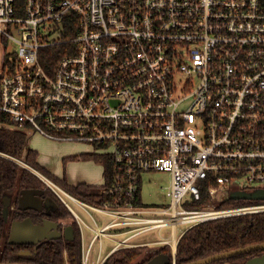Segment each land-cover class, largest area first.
Instances as JSON below:
<instances>
[{
	"label": "built area",
	"instance_id": "1",
	"mask_svg": "<svg viewBox=\"0 0 264 264\" xmlns=\"http://www.w3.org/2000/svg\"><path fill=\"white\" fill-rule=\"evenodd\" d=\"M0 39L14 46L1 57L0 114L52 142L89 143L111 163L98 204L2 155L71 214L82 264L95 245L94 264L105 262L104 239L113 253L150 232L180 238L205 221L264 213L257 200L217 207L264 190V0H0ZM155 172L170 176L162 207L141 200L142 175ZM159 243L176 264L175 242Z\"/></svg>",
	"mask_w": 264,
	"mask_h": 264
},
{
	"label": "trees",
	"instance_id": "2",
	"mask_svg": "<svg viewBox=\"0 0 264 264\" xmlns=\"http://www.w3.org/2000/svg\"><path fill=\"white\" fill-rule=\"evenodd\" d=\"M55 50L50 49L48 52ZM28 135L25 129L17 128L10 119L0 114V241L4 232L9 228L3 221L2 199L7 194L18 196L21 189H37L43 187V183L36 178L29 170L10 161L2 155H7L17 161H22L30 168L42 173L64 188L68 193L86 201L100 204L105 197L101 192V187L94 185L78 184L75 186L66 185L65 180H59L52 177L44 170L37 161L38 152L31 150L28 145ZM93 160L104 166V175L106 179L111 178L112 167L107 160L95 157L91 154L86 156H73L69 160ZM44 188V187H43ZM46 190V189H45ZM46 192H48L46 190ZM205 198V197H204ZM203 202V201H202ZM196 204V208L202 207L203 203ZM58 208L54 214V220L68 218L70 214L64 209L58 201ZM246 200L232 201L227 199L217 206L237 207V205L248 204ZM19 218L27 217V212L16 213ZM175 251L176 264H189L198 260L222 254L223 252L235 251L238 248L252 246L255 244H264V213L254 215H241L232 218H221V220L205 221L190 228L184 235L178 239ZM145 247L122 248L106 257L103 264H132L139 260L137 264H146L158 253H165L171 258V249L165 246L156 251L155 254L148 257H142ZM64 251L67 254L68 264L81 263V243L79 242L78 231L75 228L74 239L72 242L44 241L39 246L33 245H10L3 241L0 245V263L7 264H65L63 260ZM23 252H29L30 255H21ZM264 251L255 250V252L242 253L239 256L217 261L211 264H244L246 261L262 256Z\"/></svg>",
	"mask_w": 264,
	"mask_h": 264
},
{
	"label": "rangeland",
	"instance_id": "3",
	"mask_svg": "<svg viewBox=\"0 0 264 264\" xmlns=\"http://www.w3.org/2000/svg\"><path fill=\"white\" fill-rule=\"evenodd\" d=\"M6 47L7 53H11L14 51V46L11 43L3 44L0 39V62L3 54V48ZM1 66V63H0ZM25 131L28 135L27 145L29 148L38 151L40 155L41 161L46 168L49 170H53V177L58 178L59 180H65L66 185H75L78 183L91 184L94 186L102 187L105 182V178L103 176V167L101 164L96 163L93 160H82L79 159L77 161L69 160L71 154L77 155L79 157L86 156L87 154H96L97 151L93 148V146L89 143H80V142H55L49 141L42 137L38 132H35L33 129L25 128ZM23 167V166H22ZM42 174V173H41ZM170 184V176L168 174L163 173H153V174H143L142 182L140 185L141 191V200L142 203L149 207H162L167 205L168 198L166 197L167 189ZM258 187H264V184H258ZM44 187V186H43ZM70 207L76 212V214L82 219L86 226L92 225V220L84 211L80 210L71 202ZM93 219L100 224H104L106 222V218L102 217L98 213L91 212ZM7 222L6 224H8ZM7 226V225H6ZM185 230V227L178 226L177 233L179 234L181 231ZM170 228L162 229V236H169ZM89 231L86 228H83L84 236ZM6 232H4L3 237ZM158 232H150L145 234L144 238H151L159 240ZM4 239L2 238L0 241V245L3 244ZM138 241V240H137ZM86 242V241H85ZM103 243L104 250L102 251L101 258L105 255V248L109 245L107 241H101ZM87 244V243H86ZM85 244V247L87 246ZM161 247L155 246H147L144 249L142 257H148L149 255L155 254ZM94 250V251H93ZM95 254L98 251V245H95L92 249ZM137 260L135 263H139Z\"/></svg>",
	"mask_w": 264,
	"mask_h": 264
},
{
	"label": "water",
	"instance_id": "4",
	"mask_svg": "<svg viewBox=\"0 0 264 264\" xmlns=\"http://www.w3.org/2000/svg\"><path fill=\"white\" fill-rule=\"evenodd\" d=\"M16 200V210L19 212L36 211L40 212L45 209L48 214L55 212L56 205L54 202L46 199L43 190L22 189L18 193ZM230 199L232 201L246 200V201H264V190L257 189L253 192L237 191L231 193ZM11 196L5 195L2 199V216L6 224L8 222L9 211L11 210ZM9 234L7 243L10 245H33L39 246V243L44 241H56L62 237L67 242H72L74 239L73 227H67L62 234L58 230V223H53L48 220L42 221L39 225H34L30 218L22 219V221H12L9 226ZM255 250L264 251V244H255L252 246L238 248L235 251L223 252L222 254L214 255L204 260L189 262V264H211L217 261L233 258L242 253L255 252ZM21 255H30L29 252H23ZM3 264V263H0ZM11 264V263H7ZM146 264H171L170 256L164 253H158L154 258L149 260ZM228 264V263H223ZM244 264H264V253L262 256H256L253 259L246 261Z\"/></svg>",
	"mask_w": 264,
	"mask_h": 264
},
{
	"label": "crops",
	"instance_id": "5",
	"mask_svg": "<svg viewBox=\"0 0 264 264\" xmlns=\"http://www.w3.org/2000/svg\"><path fill=\"white\" fill-rule=\"evenodd\" d=\"M29 139V138H28ZM28 142V141H27ZM31 149V148H30ZM31 150H33V151H35L34 149H31ZM35 152H38V151H35ZM73 156H77V155H73V154H71V157H73ZM77 160H79V159H77ZM77 160H71V161H77ZM37 161H38V163L40 164V166L44 169V170H46L52 177L54 176L53 175V170H49L48 168H46L45 166H44V164L42 163L43 161H41V159H40V155L38 154V156H37ZM103 167V175H104V166H102ZM40 173V172H39ZM104 178H105V176H104ZM78 184H85V183H78ZM78 184H75V185H78ZM88 184V183H87ZM86 184V185H87ZM75 185H71V186H75ZM88 185H91V184H88ZM44 186V185H43ZM69 186V185H68ZM70 186V187H71ZM102 188V187H101ZM44 190H45V187H44ZM47 190V189H46ZM48 191V190H47ZM48 193H50L49 191H48ZM51 194V193H50ZM53 196V195H52ZM54 197V199H56L57 200V202H58V199L55 197V196H53ZM18 198V197H17ZM17 198H16V200H17ZM16 200H15V202H14V204H12L11 206H12V208H13V210H15V211H17L16 210ZM11 208V209H12ZM65 209V208H64ZM68 211V210H67ZM70 214V213H69ZM106 222H107V220H106ZM105 222V223H106ZM62 223H64V220H62ZM104 223V224H105ZM65 226L66 227H73V229H74V232H75V228L77 229V231H78V236H79V242L81 243V253H82V242L80 241V235H79V228H78V226H76V224L75 223H73V221H72V216H71V214H70V217H68V218H66V220H65ZM104 224H100V223H98V225H100V227H102V226H104ZM63 227V228H66V227ZM114 233H117V231L116 230H114L113 231ZM62 234L64 233V231L63 232H61ZM148 234V233H147ZM145 234H143V235H139V237H136V238H133L131 241H130V243L131 244H134V245H137L136 247H132V248H139V247H147V246H155V245H157V246H159V247H161L160 249H162V248H164L165 246H167V245H162V244H160L159 242H161V241H163V240H170L171 241V243L172 242H175V245L177 246V243H178V237H175V238H170V237H168V236H164V239L163 238H161V237H159V236H157L158 238H159V240H157V239H151V238H144L143 236H144ZM159 235V234H158ZM162 236V235H161ZM91 237V234H90V232H89V235H88V233L84 236V239H85V241H86V245H88L89 244V238ZM124 237H126L125 235H123L122 237H119V238H117L116 240L117 241H121L122 240V238H124ZM60 240H62L63 242H67L66 240H64V238L62 237ZM138 240V241H137ZM104 241H107V242H109L108 244L109 245H107L106 246V248H105V255L103 256V258L102 259H105L106 260V257L108 256V255H110L111 254V249H112V247L114 246V243L113 242H111L110 240H108V239H104ZM140 244V245H139ZM139 245V246H138ZM124 248H126V247H124ZM93 249V248H92ZM104 250V247L102 246V251ZM121 250V249H120ZM94 251V250H93ZM93 251H91L92 253H93ZM98 252H99V250L95 253V254H90V259H91V263L90 264H94L95 262H96V257H97V255H98ZM101 254H102V252H101ZM165 254V253H164ZM63 260H64V262H65V264H68L67 262H68V259H67V254H66V252L64 251V253H63ZM81 263H82V260H81ZM135 263V262H134Z\"/></svg>",
	"mask_w": 264,
	"mask_h": 264
},
{
	"label": "flooded vegetation",
	"instance_id": "6",
	"mask_svg": "<svg viewBox=\"0 0 264 264\" xmlns=\"http://www.w3.org/2000/svg\"><path fill=\"white\" fill-rule=\"evenodd\" d=\"M38 189L39 190L40 189L43 190L44 197L46 199H49L50 201L54 202V205H56V209H57L58 208L57 200L54 199V197L52 196V194L46 192V190H44L43 187H38L37 189H31V190H38ZM7 195L11 196L12 204H14L16 198L19 196V195L16 196V195H13V194L12 195L11 194H7ZM11 208H12V206H11ZM56 209H55V211H56ZM26 212L28 213V216L27 217H23L22 219L30 218L32 220V222H33L34 225H39V224L42 223V221L48 220V221L53 222V223H58V230L61 231V232H63L67 228L65 226L66 225L65 224L66 218H60V219H55L54 220V214H55V212H51V213L48 214L49 211L48 210H45V209L41 210L40 212L39 211L38 212L31 211V210L30 211H26ZM16 213H20L21 214L22 212L15 211V210H13V208L9 211V216H8V222L9 223L7 224L8 228H9L10 223L12 221H22V219H20L19 218V215H17ZM62 220H64V223L63 224H65L64 226L66 228H63L64 226L62 225ZM9 230H10V228H9ZM8 234H9V231L5 234L4 237L2 236L1 239L3 238L4 241L7 240Z\"/></svg>",
	"mask_w": 264,
	"mask_h": 264
}]
</instances>
